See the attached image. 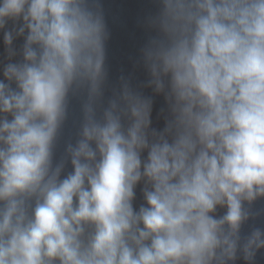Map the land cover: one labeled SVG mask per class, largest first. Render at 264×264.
Masks as SVG:
<instances>
[{"label":"clouds","instance_id":"1","mask_svg":"<svg viewBox=\"0 0 264 264\" xmlns=\"http://www.w3.org/2000/svg\"><path fill=\"white\" fill-rule=\"evenodd\" d=\"M151 2L111 83L102 0H0V264H257L264 0Z\"/></svg>","mask_w":264,"mask_h":264},{"label":"water","instance_id":"2","mask_svg":"<svg viewBox=\"0 0 264 264\" xmlns=\"http://www.w3.org/2000/svg\"><path fill=\"white\" fill-rule=\"evenodd\" d=\"M106 19L112 31V39L108 45V64L110 67V82L115 83L120 72L131 70L130 57L137 54L138 48L144 42L145 36L137 27L136 21L139 17L149 11H154L151 0H102ZM19 45L20 41L16 42ZM3 51L2 34H0V53ZM138 79H144L142 72L137 73ZM110 94V93H107ZM106 94V95H107ZM163 104L161 98H156L155 109ZM74 112H78V103H73ZM153 123L156 127H163V121L157 120L155 110ZM71 132V125L67 130ZM143 202L142 194L137 189L136 205ZM258 226L264 227V218L257 221ZM247 227L244 231H247ZM238 264H243L239 261ZM257 264H264V250L257 256Z\"/></svg>","mask_w":264,"mask_h":264}]
</instances>
